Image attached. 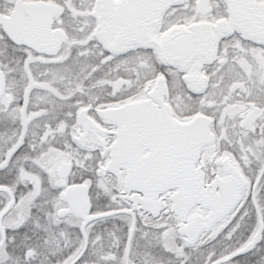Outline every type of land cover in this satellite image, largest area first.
Listing matches in <instances>:
<instances>
[{
	"label": "snow or ice",
	"instance_id": "6c2138e0",
	"mask_svg": "<svg viewBox=\"0 0 264 264\" xmlns=\"http://www.w3.org/2000/svg\"><path fill=\"white\" fill-rule=\"evenodd\" d=\"M0 264H264V0H0Z\"/></svg>",
	"mask_w": 264,
	"mask_h": 264
}]
</instances>
